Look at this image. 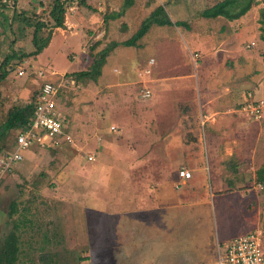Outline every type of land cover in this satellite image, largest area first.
<instances>
[{
	"label": "rangeland",
	"instance_id": "obj_1",
	"mask_svg": "<svg viewBox=\"0 0 264 264\" xmlns=\"http://www.w3.org/2000/svg\"><path fill=\"white\" fill-rule=\"evenodd\" d=\"M19 1L40 13L38 2L50 0ZM216 1L137 0L123 11L125 16L105 22V15L114 11L111 8L121 10L125 0H74L65 15L70 29H53L49 44L36 57L15 59L16 67L0 82V123L9 109L27 102L41 81L49 79L61 85L57 104L64 127L79 148L62 145L56 149H27L23 158L0 176V238L11 230L19 234V264H108L117 251L128 254L120 264H135L136 254L154 250L143 249L142 235L148 238L147 243L156 240L152 237L163 241L166 235L171 236L170 264H213L217 244L251 230L249 222L255 211L257 227L264 228V187L257 184L258 177H252L264 155L255 160L254 168L248 164L231 169L232 174L226 178L234 175L238 181L240 174L246 177L242 183L245 186L240 188L224 175L222 188L217 187L213 168L205 162V127L199 117L201 92L207 90L199 86V74L189 54L195 49L199 52V65L205 51L218 47V38L227 32L228 19L204 16ZM162 2H167L173 20L184 24L161 28L153 24L138 41L139 46L120 43L109 53L95 82L77 84L71 76L75 71H64L76 69L79 62L74 59L90 56L112 40L129 38L148 14L150 4ZM263 12L264 0H256L239 18H243L242 23L229 28L242 75L238 87L249 89L261 99ZM4 13L8 20L3 22L4 29L0 27V61L11 50L32 49L30 29L20 33L16 24L10 28L11 7ZM73 14L89 17V21L73 26ZM75 29L77 33L72 35L78 39L68 44L74 49L64 44L61 47L69 40V31ZM164 39L170 44L164 45ZM203 40L209 41L207 46L202 45ZM250 42H254L253 47H248ZM166 48L170 49L169 58H165ZM159 54L172 60L177 71H157ZM150 58L154 59L152 65L148 64ZM87 59L85 63L82 60L86 69L90 64ZM234 66V60L227 59L221 67L227 70ZM19 69L24 71L21 76L17 74ZM39 70L44 75L37 77ZM189 74L195 77L193 82H185ZM171 76H176L178 83ZM145 88L150 90L147 98L141 94ZM243 115L245 127L264 131V112L259 119ZM111 126L116 127L115 132ZM261 139L264 150V137ZM197 144L205 168L204 179L197 181L196 196L178 207L158 210L153 199V177L160 163L170 172L177 170L189 157L196 158L193 152ZM88 152L94 154L93 161L87 160ZM224 170L230 169L226 166ZM13 201L17 210L11 214ZM124 244L134 248L120 249ZM161 252L163 256L164 250Z\"/></svg>",
	"mask_w": 264,
	"mask_h": 264
},
{
	"label": "crops",
	"instance_id": "obj_2",
	"mask_svg": "<svg viewBox=\"0 0 264 264\" xmlns=\"http://www.w3.org/2000/svg\"><path fill=\"white\" fill-rule=\"evenodd\" d=\"M136 1L137 0H133V3H135ZM165 3H166V9L168 10L170 17L173 20L171 16V12L167 7V2ZM157 5L158 4H150V9H149L148 14ZM111 10L119 11V9H114V8H111ZM125 13L121 14L119 17H123V15L125 16ZM242 16H240L239 18H241ZM220 17H223V16H220ZM239 18L233 19V20H227V24H228L227 25L228 27L226 26L227 32L224 33V36L218 38V43H217L218 47H216L214 50L210 49V51H207V52L205 51L202 58L199 59V61L201 60V62H199V65L197 62L198 58L200 57L199 52L196 51V49L193 51V52H197L199 55L195 60H193L191 57V54L193 52H190L189 54L191 62L193 63V68L195 69V71H198V74H199L197 77V82L199 86H201L202 90L204 89L207 90L206 92H201V98H200L201 111H200V117H199L202 125H204L205 127V131H204L205 140H206L205 148H207V152H208L205 162L208 164L210 168H213V171L215 173L214 184L217 187H221V188L224 182L223 178L229 177L232 174V170H237V168L239 167L245 168L248 166V164H251V168H254L255 160L257 161L258 157L261 158V154L264 155V150L262 149V142H261L262 141L261 137H264V131L260 128H258L257 130L256 128L253 129L251 128L252 126L250 128L245 127L246 118L243 115V112L239 110V107L241 103L245 100L246 94L249 90L244 87L242 88L238 87V82L240 81V78L242 77V75H241V71H238L237 69L238 65H236V55L235 54L237 52V47L234 43L235 40L232 35H229V28L235 29L237 28L238 25L242 23L243 18L242 19H239ZM79 21H81L82 23L85 21L86 23L87 21H89V17L85 18V16L81 17L75 14L71 16L72 23L71 22L70 23L73 26L77 25ZM170 26L171 25H162V26L158 25V28L170 27ZM63 28L70 29L66 25V21L62 29ZM69 32L71 33L69 40H67L66 43H61V47H63L62 45L64 44L68 46L69 50H71L70 48L72 47H70L68 44L70 43L71 45L72 44L71 41L73 40V38L78 39V37L76 35H72V34L77 33L76 29L70 30ZM230 36H232L233 38H232V41L228 42L229 39L231 40V38H229ZM170 42L171 41H168L166 39L163 40L164 45L170 44ZM208 42L203 40L202 45L207 46ZM166 51L167 52H165V58L166 57L169 58L170 49L166 48ZM93 54L90 53V56L82 55L81 58L74 59V60H78L79 62V65L76 67V69L71 70V68H68L64 71L85 70L86 68H83L84 65H83L82 60H84V63H85L86 60H88L87 59L88 57L91 63ZM165 58L161 57L159 54L157 59L160 60L161 63H159L158 61L159 64H157V66L159 67V69H157L158 67L155 69L157 71H177L176 69L177 67L175 68L174 63L171 62L172 60L167 58L168 60H170V61H167V59ZM227 59H230V60L233 59L235 66L230 67L226 70V69H223L221 66L225 64V61ZM155 63H156V60H155ZM104 65L102 66V69ZM199 66H200V70L198 69ZM217 69L219 70L217 71ZM185 71H189V69H185ZM51 75H54V73L52 72ZM35 76L38 77L37 74ZM187 76L189 78V81H185V82H193L192 77L193 78L195 77L192 74H189ZM170 78H172L173 82L178 83L176 76H171ZM44 81H51V80L46 79ZM44 81H41L40 86L39 88L36 89V91L39 92V89ZM51 82L54 83V81H51ZM58 85L59 87L61 86L59 83ZM59 87H58V93H57L56 99L58 98L59 93H60ZM258 91L260 93H263L264 87L262 86ZM192 140L193 141L195 140V142H197L198 138L196 140V137H194V139ZM63 145H67V144H63ZM196 146H195L196 150H194L193 152L196 158L192 160L193 156L189 157V159L184 161L182 163L183 165L178 168L180 169L181 167H185V168L188 167L189 169L188 168L187 169L192 171V176L189 179H183L179 177L178 169L170 172L166 165L160 163V166H159L160 170H158V173L154 175L153 177L154 178L153 179L154 181L153 182V185H154L153 199H154L155 207L158 210H163V209L165 210V209H171V208L178 207L183 202L188 201L192 197L196 196V191H197L196 187L198 184L197 181L199 182L204 179L203 172L205 168V164H203L202 158L200 154H198V150H200L198 144ZM34 147H37V146H34ZM53 149H56V148H53ZM259 163L258 165H256L257 169L255 171H252L254 172L252 174V177H256V178L258 177L257 184L260 187H264V171L261 172L262 173L261 175H257V172H260L261 169L264 167V156L260 160ZM226 166H228L230 170L223 171V169L226 168ZM232 176L233 178L231 179L226 178V180H234L235 183H237V186H236L237 188L245 186V184H242L246 180V177H244V174L239 175L238 181H237L238 177L234 175ZM239 182L241 184H239ZM260 183L262 186L260 185ZM258 203H259V200H257V204ZM256 208L257 207L255 206V209ZM256 214H257V211L254 212L253 218H251L249 222L253 225V228L258 226L256 223V220H257ZM165 230L168 231L166 228H164L163 231ZM170 237L171 236L169 235L167 238V235H166V238L163 241L159 240L160 237L158 239L157 237H152V238H156V240H152L151 243H147L146 239L148 238L145 237V235H142L141 239L143 241V249L152 248L154 250L150 253L148 251L143 250L142 253L140 252L138 255L136 254L135 264H162V263L170 264L171 263L170 261L171 260V250H170L171 239ZM123 248L127 249V248H134V247H130V245L124 244L123 246H121L120 249H123ZM108 249H111V248L108 247ZM162 249L164 250V255H163L164 257L162 256V252H161ZM120 252L121 251H117L113 257L109 258L110 262L108 264H120V262L123 259L128 258L127 253H125L124 251L122 253ZM142 254H144L145 256L140 258ZM216 256H217V247L215 249V258L213 260V264H216L215 263ZM121 263H124V262H121Z\"/></svg>",
	"mask_w": 264,
	"mask_h": 264
},
{
	"label": "trees",
	"instance_id": "obj_3",
	"mask_svg": "<svg viewBox=\"0 0 264 264\" xmlns=\"http://www.w3.org/2000/svg\"><path fill=\"white\" fill-rule=\"evenodd\" d=\"M256 0H218L212 4L209 9L204 11V16L215 18L223 16L228 20L237 19L245 14ZM74 0H50L46 3L38 2L41 7L40 13L35 9L25 8L20 4L19 0H0V27L4 29V23L8 17L4 15V10L11 7L12 13L9 20V27L13 28L16 24V29L21 33L26 28L30 29V45L31 50L28 52H16L11 50L6 53L0 61V82L5 79L11 70L16 67L15 59L24 57H36L49 44L53 29L62 28L65 25V15L67 8L72 5ZM83 2V0H82ZM133 4V0H125L122 9L113 11L105 15L104 21L109 18H117L123 11ZM36 5V6H38ZM264 17V12H263ZM264 23V21H263ZM176 25L184 24L183 21H173L166 9V3L158 4L149 14H147L140 22L136 31L127 39L118 42L115 40L107 43L101 50L92 55V62L85 70L75 71L71 73L72 79L77 84H86L89 81H97L101 74V69L106 58L111 50L118 44L125 46H139L138 42L148 32L153 25ZM262 39L264 40V24L262 26ZM264 60V57H263ZM39 92L34 90L28 101L22 105L14 106L9 109L0 123V154H7L15 145L16 132L18 129L28 123L33 117L36 100ZM14 133V134H13ZM13 134V144L9 145V138ZM264 171V167L260 173ZM262 174V173H261ZM16 201L11 202L9 212H16ZM17 228V227H15ZM19 234L16 230L9 231L8 234L0 238V264H19Z\"/></svg>",
	"mask_w": 264,
	"mask_h": 264
},
{
	"label": "built area",
	"instance_id": "obj_4",
	"mask_svg": "<svg viewBox=\"0 0 264 264\" xmlns=\"http://www.w3.org/2000/svg\"><path fill=\"white\" fill-rule=\"evenodd\" d=\"M253 45L252 42L249 46L252 47ZM198 56L197 52L191 54L193 60ZM153 63L154 59L150 58L148 64L152 65ZM144 73L147 74L150 71H144ZM17 74L21 76L24 71L19 69ZM37 74L42 76L44 72L39 70ZM58 87V84L51 81L42 83L32 119L17 131L13 149L6 155H0V176L5 171L10 170L13 163L20 161L23 158L24 151L31 147L53 149L67 144L79 149L72 134L63 125L62 112L56 99ZM141 94L147 98L150 96V90L145 88ZM239 110L252 118L259 119L264 112V99L257 98L251 91H248ZM110 130L115 132L116 127L111 126ZM86 158L88 161H93L95 156L93 153L88 152ZM178 175L183 179H189L192 176L190 170L185 167L178 170ZM215 263L264 264V228L255 227L246 233L218 244Z\"/></svg>",
	"mask_w": 264,
	"mask_h": 264
},
{
	"label": "bare ground",
	"instance_id": "obj_5",
	"mask_svg": "<svg viewBox=\"0 0 264 264\" xmlns=\"http://www.w3.org/2000/svg\"><path fill=\"white\" fill-rule=\"evenodd\" d=\"M58 105V104H57ZM17 133V132H16ZM16 136V135H15ZM16 141V140H15ZM30 149V148H29ZM1 155H6V154H1Z\"/></svg>",
	"mask_w": 264,
	"mask_h": 264
}]
</instances>
